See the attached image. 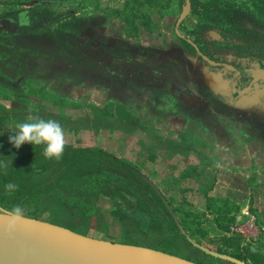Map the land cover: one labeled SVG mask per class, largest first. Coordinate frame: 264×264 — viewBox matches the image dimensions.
I'll return each mask as SVG.
<instances>
[{"label": "crops", "instance_id": "0c3cea01", "mask_svg": "<svg viewBox=\"0 0 264 264\" xmlns=\"http://www.w3.org/2000/svg\"><path fill=\"white\" fill-rule=\"evenodd\" d=\"M18 1L0 0V64L7 74L1 73L0 83L18 89L22 77L7 67L17 65L45 90L40 100L48 116L68 119L84 103L107 105L109 117L118 118L108 131L113 150L143 170L167 206L197 209L219 236L240 235L264 253V111L251 107H264V98L235 95L246 82L233 65L179 61L182 40L171 26L178 5L172 1L164 13L158 0L154 6L153 0H28L14 6ZM79 4H86L87 14L74 10ZM37 7L48 13L42 18ZM22 14L27 24H21ZM135 81L139 92L130 87ZM116 100L124 111L116 110ZM136 132L140 140L133 142L128 134Z\"/></svg>", "mask_w": 264, "mask_h": 264}, {"label": "rangeland", "instance_id": "374dc122", "mask_svg": "<svg viewBox=\"0 0 264 264\" xmlns=\"http://www.w3.org/2000/svg\"><path fill=\"white\" fill-rule=\"evenodd\" d=\"M27 1L28 0H19L14 3V6L25 7ZM155 1L157 0H153L149 4L154 6ZM172 1H178L181 5L185 3V0H158L157 3L158 6L162 5L161 7L165 13ZM191 1L194 10H192L179 25V32L196 42L201 52L211 56L212 53L210 50H214L212 47H219L214 45H220L223 50H245L248 57L245 58L244 64L251 65L260 63L258 61L256 62V60L253 61V59H260L262 63H264V31L253 29L254 31H252L250 35H244L243 33L240 35L232 26L234 25L233 22L240 23L242 22L240 20L246 17V21H251L252 24L259 26V28L264 27V0ZM85 6L86 4H79L74 7V10L79 13L87 14V11L84 9ZM37 10L42 18V14L48 13L43 7H37ZM123 14L124 11L121 13V16ZM73 17L75 18V16ZM73 17L69 18V21H73ZM54 18L55 13L52 16V19ZM81 18H83V16H81ZM85 18L88 17L85 16ZM53 23H55V25L58 24L57 28L61 27H59V23L61 22L55 21ZM206 25L215 28L214 30L220 34L222 31L223 34L221 35H223V40L211 39L210 35L204 30L203 26ZM231 36L237 37L240 42L234 41ZM5 37H7V35H5ZM252 41H254V46L251 45ZM68 42L72 43V41ZM180 43L182 44L181 49L184 51V57L182 56L179 58V61L190 63L193 62L195 58L201 59L197 53L195 54L183 41ZM1 57L4 60L8 59V55L5 51L2 52ZM16 66L17 65L10 66L9 64L7 67L11 69L8 70L9 74H12L13 71V75L22 77L21 80L18 81V89H13L8 82L0 83V139L9 141V136L16 131L15 124L17 122L26 121L28 112L31 116L36 115L46 120L53 119L58 121L64 129L66 145L90 146L96 149H102L123 160L122 157H120L122 153L113 150L111 140L114 136L109 137L110 135L108 134L109 129L113 130L116 124L115 122H118V118L109 117L107 105L94 107V104L84 103V105H81L83 107H80L82 109L74 107L73 109H77V111L75 114L67 116L69 117L68 119L60 118L53 113L48 116L45 103L40 100L41 96L45 94V90L42 91L41 86L34 84L36 79H33L29 75H23L18 67L15 68ZM234 67L235 71L239 73L238 77H242V75L246 73V71L240 67ZM2 73L3 75H7L6 72ZM227 73V75H229L230 72ZM139 83V81H135L134 84L130 86L132 87L131 89H134L135 92H139ZM112 89L121 94L124 93L123 90L116 86ZM261 98H264V93H262ZM116 105L124 109V105L118 100H116ZM29 109H31V111H29ZM116 110L118 111L117 108ZM130 123H128L127 126H130ZM117 127L118 126L115 128ZM91 130L94 132H91ZM119 136L120 137L117 136L119 147H122L126 141L122 135ZM140 136L141 134L137 132L130 136L128 134V137L133 142L139 141ZM121 139L122 143L120 141ZM29 146L32 145L27 144L25 150H27ZM5 161L6 162H2L1 165L9 163L8 161H16V163L24 165H37L33 161L28 162L27 156L22 154L16 157H7ZM105 167L116 174L83 175L79 178L76 177L71 179L64 185L60 184L65 182V178H60L58 174L51 175V169H48L40 175H33V180L40 182L41 186L55 181H57L58 185L41 191L36 195V199L33 201L16 205L18 203L14 197H6L0 202V206L13 211L15 208L19 207L23 215L65 225L82 233L90 232V230L95 233L104 232L106 236L120 237L126 242L167 250L184 257L192 258L204 264H234L225 259L205 253L194 245L192 246V243L186 237L187 235L193 241L209 249L230 254L251 264V261L246 258V253L244 251L237 252L233 248H227L224 240L221 239L217 241L213 239L222 234L210 227L212 223L202 220L203 218H201L199 214L196 216L194 211H198L197 209L191 211V207L188 205L183 206L180 204L172 206L170 202H168L172 210L171 212L176 216L184 231L182 232L179 227L177 229L176 223L171 222L173 217L170 213V209L166 207L160 196L157 195L158 193L155 192L154 187L116 163L108 164ZM133 168L138 171L140 175L149 179L141 168L136 166ZM119 175L121 177H119ZM128 180H132L133 184ZM150 183H153V186L155 185L152 181H150ZM135 184L140 186L141 189H135L133 186ZM126 196L131 202L128 203L125 200ZM114 201H122L128 207L133 206L135 211L131 213V217H126L119 212L117 213L116 208H113ZM212 203L213 201H210L209 205H214ZM131 208L132 207L128 208V210ZM186 212H191L192 214L188 215ZM238 236L241 238L240 235H234V237L239 238ZM219 237L222 238V236ZM243 243L258 249L253 240H246Z\"/></svg>", "mask_w": 264, "mask_h": 264}, {"label": "water", "instance_id": "95a60500", "mask_svg": "<svg viewBox=\"0 0 264 264\" xmlns=\"http://www.w3.org/2000/svg\"><path fill=\"white\" fill-rule=\"evenodd\" d=\"M190 6L191 1L185 0L177 24L189 12ZM204 57L207 61H212L207 56ZM249 71L253 72L249 85L264 80V67L251 68ZM249 85L244 91L250 88ZM154 189L157 191L155 186ZM116 203L124 207L122 201H114ZM10 214H14V211L0 206V264H204L167 250L94 237L65 225L23 214L18 219H13ZM173 216L184 232L176 216ZM186 237L192 245L205 253L234 264H249L243 259L209 249L187 235Z\"/></svg>", "mask_w": 264, "mask_h": 264}, {"label": "trees", "instance_id": "16d2710c", "mask_svg": "<svg viewBox=\"0 0 264 264\" xmlns=\"http://www.w3.org/2000/svg\"><path fill=\"white\" fill-rule=\"evenodd\" d=\"M240 23L233 22V24L237 27L239 31H244L246 35L250 34V31L253 29L261 30L258 26L251 23V21H246V17H243ZM23 27V26H22ZM20 27V28H22ZM205 29V28H204ZM183 42L193 50V52L200 57L201 55L197 52L194 46L191 44V41L187 40L186 38L182 37ZM234 41H239L237 37L233 39ZM240 42V41H239ZM228 51V52H227ZM215 52V53H214ZM212 55H206L210 57L213 61L224 60L230 62L233 65L238 64L241 67H247L248 65L242 64L247 58L248 54L243 51L238 50H230L226 49V54L220 49H216ZM203 54V53H202ZM224 56V57H221ZM241 57V58H240ZM3 71V65L0 64V77ZM241 87H238L235 91V95L241 96L245 101H250L256 99L257 96H260L264 93V88L261 86L258 87L257 85H252L251 88L245 90L243 92H239ZM249 99V100H246ZM254 102V101H253ZM255 105L251 107H257L260 111H264V107H261L260 102H254ZM118 111L122 109L121 106L116 107ZM121 108V109H120ZM124 111V109H122ZM129 118V113L125 115ZM132 119V118H130ZM27 144L22 145L19 149H16L9 141L0 139V202L6 197H14L19 205L20 203L30 202L36 199V195L43 190L52 188L58 185L57 181L52 182L50 184H46L41 186L40 182L33 180V175H40L44 171L51 169V175H59V177L65 178V182L61 183L60 185L66 184L73 178L81 177L83 175H93V174H113V171L106 169L105 166L108 164L116 163L121 167H124L128 172L134 174L135 176L143 179L147 184L152 185L149 180L144 178L140 173H138L130 164L127 162L117 158L115 155L106 152L102 149H96L91 147H83V146H72L66 145L63 157L61 160L56 161L55 159H47L43 155L44 146H29L27 150L25 147ZM22 154L27 156L28 162H35L37 165H24L21 163H16V161H8L4 165L1 163L6 162L7 157H16L17 155ZM27 162V161H26ZM119 177H121L119 175ZM128 179V178H127ZM19 180V181H17ZM58 180V179H57ZM126 180V177H125ZM131 184H133L132 180H128ZM8 183H13L17 186V188L12 192H7L5 190V185ZM135 189L140 190V186L136 184L133 185ZM142 191V190H141ZM155 192H157L155 190ZM158 193V192H157ZM159 195V194H157ZM14 200V201H15ZM125 200L129 203L131 202L129 198L126 196ZM162 200V199H161ZM163 201V200H162ZM164 203V201H163ZM166 205V204H165ZM166 207H168L166 205ZM171 213V212H170ZM132 215L131 212L128 213ZM172 214V213H171ZM173 219L171 220L172 223H176L174 220V216L172 214ZM178 229V225L176 224ZM180 229V228H179ZM222 240L225 241V246L227 248H233L235 251L240 252L244 251L246 254V258L251 261V264H264V253L255 248L250 247V245L246 243H242L240 238L230 236V237H222ZM192 245V244H191ZM193 246V245H192Z\"/></svg>", "mask_w": 264, "mask_h": 264}, {"label": "clouds", "instance_id": "9594fccd", "mask_svg": "<svg viewBox=\"0 0 264 264\" xmlns=\"http://www.w3.org/2000/svg\"><path fill=\"white\" fill-rule=\"evenodd\" d=\"M28 21L23 17L21 18V24H27ZM31 111V109H29ZM16 131L9 136V142L19 149L24 144H31L33 146L43 145V155L47 159H55L59 161L62 159L65 147L66 139L65 132L62 125L53 119H43L39 116L32 115L24 122H17L15 124ZM7 167V165H4ZM17 188L13 183L5 185L7 192H12ZM21 214L19 207L15 208L13 219H18Z\"/></svg>", "mask_w": 264, "mask_h": 264}, {"label": "flooded vegetation", "instance_id": "af4514ba", "mask_svg": "<svg viewBox=\"0 0 264 264\" xmlns=\"http://www.w3.org/2000/svg\"><path fill=\"white\" fill-rule=\"evenodd\" d=\"M191 1V0H190ZM185 2V1H184ZM177 5H178V8H179V12H178V14H177V16L175 17V19H174V23L172 24V30L174 31V33H176V35L182 40V37H184V38H186L187 40H189V41H191V44L194 46V48H195V50L197 51V52H199V54L201 55V59H204L206 62H208L209 64L211 63V65H222V66H228V65H233V64H231L230 62H227V61H224V60H222V61H207V59H205V57L204 56H207L205 53H203V52H201L200 51V47L198 46V44L196 43V42H194L192 39H189V37H187L186 35H184V34H181L180 32H179V25L184 21V19H185V17L188 15V14H190L191 12H192V10H194L193 8H192V1H191V6H190V9H189V12L186 14V16L181 20V22L179 23V24H177V20H178V18H179V16H180V13H181V11H182V9H183V5H184V3H182V5L177 1V2H175ZM233 26V28H235V30L236 31H238L239 33H240V35L243 33L244 35H246L245 33H244V31L242 30V31H239L238 29H237V27L235 26V25H232ZM205 29V32L206 33H208L209 35H210V38L211 39H215V40H223V38H222V36L223 35H221V34H223V32L221 31V34L220 33H218V32H216L214 29L215 28H213V27H211L210 25H206V26H203ZM259 27V26H258ZM262 29V31H264V27H262L261 28ZM252 31H254V30H252ZM252 31H250V34H251V32ZM193 32H195V31H193ZM249 34V35H250ZM229 37V36H228ZM232 37V36H231ZM251 37H252V35H251ZM225 38H226V36H225ZM233 39L235 38V36H233L232 37ZM259 39V38H258ZM183 41V40H182ZM254 41H252V43H251V45L252 46H254V43H253ZM214 46H219V47H212V49H214L213 51L212 50H210L211 51V53H213L214 51H216V49H220L221 51H223L224 52V54H225V52H226V49L225 50H223V48L220 46V45H214ZM238 51H243V52H246L245 50H238ZM228 52V51H227ZM227 52H226V56L228 55L227 54ZM203 53V54H202ZM215 53V52H214ZM247 53V52H246ZM209 59H210V57L209 56H207ZM248 57V56H247ZM254 60H256V62L258 61V62H260V63H257V64H251V65H248L246 68L245 67H241L239 64H238V67H240L241 69H243V70H245L246 71V73L244 74V75H242V77H238V80H240V82H242V83H245L246 82V84L245 85H242L243 86V88H241L240 90H238L239 92H243L244 91V89L246 88V86L247 85H249L250 84V82L252 81V74H253V72H251V71H249V69H251V68H253V69H256V68H259V67H264V63H262V61L260 60V59H253V61ZM242 64H244V63H242ZM247 65V64H246ZM233 66H237V65H233ZM252 85H259V86H261V85H264V80H258V81H256V82H253V83H251V85H249V87L251 88V86ZM138 172V171H137ZM123 204H124V202H123ZM130 207H132L130 210H128V208H130ZM130 207H128V206H126V204H124V207H122L120 204H118V203H116V204H113V208H116V212L118 213H121V214H123L124 216H126V217H131V215H129L128 213L129 212H131V213H134V207L133 206H130ZM115 210V209H114Z\"/></svg>", "mask_w": 264, "mask_h": 264}, {"label": "built area", "instance_id": "2783aa9c", "mask_svg": "<svg viewBox=\"0 0 264 264\" xmlns=\"http://www.w3.org/2000/svg\"><path fill=\"white\" fill-rule=\"evenodd\" d=\"M232 230H234V228H232Z\"/></svg>", "mask_w": 264, "mask_h": 264}]
</instances>
